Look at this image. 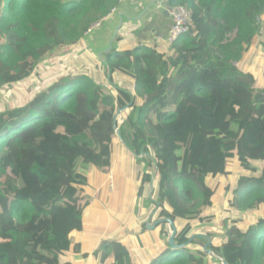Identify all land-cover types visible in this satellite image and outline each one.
<instances>
[{
    "label": "trees",
    "instance_id": "trees-1",
    "mask_svg": "<svg viewBox=\"0 0 264 264\" xmlns=\"http://www.w3.org/2000/svg\"><path fill=\"white\" fill-rule=\"evenodd\" d=\"M121 3L0 0V89L11 101L0 109V264H72L61 257L81 252L71 235L85 228L89 176L109 175L119 141L165 220L154 264H221L207 244L228 264H264V0H169L193 15L169 52L121 49L118 35L100 66L109 88L77 74L13 102V84L72 52ZM104 244L113 264H136Z\"/></svg>",
    "mask_w": 264,
    "mask_h": 264
},
{
    "label": "crops",
    "instance_id": "crops-1",
    "mask_svg": "<svg viewBox=\"0 0 264 264\" xmlns=\"http://www.w3.org/2000/svg\"><path fill=\"white\" fill-rule=\"evenodd\" d=\"M168 2L169 0H133L121 3L102 21L100 27L88 32L71 53L57 59L61 61V66L51 68L58 71L54 75V82L63 78L60 70H64L67 65L87 68L84 73L88 71L90 76L98 77L97 81L102 83L107 78L100 68L98 56L112 48H118L115 43L118 35L123 38L124 47L121 49H134L143 44L162 54L169 52L167 36L172 18ZM129 34L133 39H127ZM13 89L17 90L14 103L19 102L22 95L28 99L32 97L30 91L24 93L17 86ZM5 99L7 107L11 101L7 96ZM112 156L113 165L109 175L95 170L89 176V188L93 191V196L88 214L84 217L85 228L71 235L72 243L80 245L81 252L68 253L61 257V263L113 264L115 256L104 243L118 242L129 251L136 264H154L167 246L163 228L160 227L162 222L155 221L153 217V204L147 199L146 206L143 205L142 210H139L140 201L148 198L146 187L142 192L139 191L142 162L120 141L114 145ZM111 175L115 184L113 190L107 184ZM128 212H132L131 217ZM107 254L110 255L105 260L104 255Z\"/></svg>",
    "mask_w": 264,
    "mask_h": 264
},
{
    "label": "rangeland",
    "instance_id": "rangeland-1",
    "mask_svg": "<svg viewBox=\"0 0 264 264\" xmlns=\"http://www.w3.org/2000/svg\"><path fill=\"white\" fill-rule=\"evenodd\" d=\"M260 33L263 34V36H264V22L261 24V26L259 28L258 37H259ZM105 53L106 52H103V53L99 54V56H98L100 58V61H101L100 64L101 65H103L104 61H106V59H105V55L106 54ZM256 58H258V54H255V56L253 57L254 60ZM57 59L58 58H54V59L47 60V61L45 60L44 62L40 63L37 66V68L32 72V74H30L29 77L26 80H24V82L15 83V84H13V87L15 88V86H17V88L19 90H21L22 92H24V93H27L28 91H30L31 92V96L34 97L37 93L41 92L42 89H46L50 85H52L54 83V80L56 78L54 75H56L58 73V71L53 70L51 68L52 67L53 68L54 67L55 68L56 67L58 68V67L61 66V61L60 60L58 61ZM254 60L251 61V64L255 63V61L257 59L255 61ZM86 65H88V64H86ZM86 69L87 68H85L83 66H81V68L79 69V68L73 67V66L67 67V65H66L64 67V70L63 69L60 70L61 71V77L66 78V77H69V76H75L77 74L78 75L80 74V75H87L88 76L89 75V72L88 71L86 73H84V71ZM101 70H102L103 73H105L102 68H101ZM244 70H245V68H244ZM117 79L120 82H123V81L126 80L123 77H119V76L117 77ZM96 80H99L98 77L96 78ZM129 83H130V81H129ZM29 84H31V85H29ZM102 84L105 85L108 88L110 87V83H109V81L107 79L104 80L102 82ZM10 88H11V86H10ZM7 89L8 88H2V89H0V108L1 109H3L6 106V99L5 98H6L7 94H8ZM8 97H10V96H7V98ZM9 105H10V102L8 103L7 106H9ZM152 134L158 135L157 132H156V130H154L153 126L148 122L147 135H152ZM146 203H147V201L145 199H142L140 201L139 210H142L141 209L142 206L143 205L146 206ZM137 209H138V207H137ZM87 214L88 213H86V215ZM128 214L131 217L132 212H128Z\"/></svg>",
    "mask_w": 264,
    "mask_h": 264
},
{
    "label": "built area",
    "instance_id": "built-area-1",
    "mask_svg": "<svg viewBox=\"0 0 264 264\" xmlns=\"http://www.w3.org/2000/svg\"><path fill=\"white\" fill-rule=\"evenodd\" d=\"M130 1L133 0H121L122 3ZM169 11L171 13L172 24L168 34V43L171 45L179 40L181 36L187 34L190 31V28L193 25V15L186 7L179 5L171 7ZM101 25L102 21L93 25L89 32L100 27ZM119 124H122L121 119H119ZM107 184L111 190L115 188L113 175L108 177Z\"/></svg>",
    "mask_w": 264,
    "mask_h": 264
},
{
    "label": "water",
    "instance_id": "water-1",
    "mask_svg": "<svg viewBox=\"0 0 264 264\" xmlns=\"http://www.w3.org/2000/svg\"><path fill=\"white\" fill-rule=\"evenodd\" d=\"M118 134H119V133H118ZM159 222H162V223H163V222H165V220H160ZM159 222H157V223H159ZM166 222H167V223L172 227V229H173V231H172V233H171V235H170V237H169V240H168L169 246H170V248H171L172 251H176V249H177V245L175 244V236H176V234H177L176 226L174 225L173 221H171V220H167ZM190 241H191V240H190ZM207 245H208V244H207ZM207 245H206V247H205V250H206V253H207L211 258L218 259V260L221 262V264H228L224 258L217 256L216 254H214V253H213L212 251H210V250H207ZM185 246H186V245H185Z\"/></svg>",
    "mask_w": 264,
    "mask_h": 264
},
{
    "label": "clouds",
    "instance_id": "clouds-1",
    "mask_svg": "<svg viewBox=\"0 0 264 264\" xmlns=\"http://www.w3.org/2000/svg\"><path fill=\"white\" fill-rule=\"evenodd\" d=\"M171 8V7H170Z\"/></svg>",
    "mask_w": 264,
    "mask_h": 264
}]
</instances>
